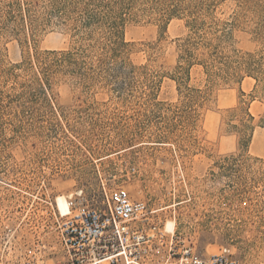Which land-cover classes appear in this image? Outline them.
Listing matches in <instances>:
<instances>
[{"label":"rangeland","instance_id":"1","mask_svg":"<svg viewBox=\"0 0 264 264\" xmlns=\"http://www.w3.org/2000/svg\"><path fill=\"white\" fill-rule=\"evenodd\" d=\"M247 1L240 6L239 0H216L210 8L217 22L242 15L233 37L243 50L259 43L250 30L264 4ZM164 23L135 10L124 26L125 41L133 43L130 59L160 80L158 90L124 99L109 88L60 77L48 95L51 106H39L32 127L14 134L7 126L0 133V260L14 257L7 247L21 250L37 233L46 236L49 201L55 205L57 197L79 190L100 200L104 191L121 187L175 220L181 242L199 253L228 246L241 264H264V95L251 92L250 78L206 90L193 68L188 86H199L206 96L195 110L183 106L168 75L176 62V37L186 28L183 19ZM73 44L66 28L49 23L29 44L11 39L3 51L14 63L22 50L28 57ZM240 107H248L258 124L247 150L228 131V123L236 122L232 111ZM188 112L190 123L183 119ZM159 137L165 142H144Z\"/></svg>","mask_w":264,"mask_h":264},{"label":"trees","instance_id":"2","mask_svg":"<svg viewBox=\"0 0 264 264\" xmlns=\"http://www.w3.org/2000/svg\"><path fill=\"white\" fill-rule=\"evenodd\" d=\"M216 0H0V133L10 126L14 134L32 127L39 106L47 102L52 84L67 77L87 88H109L132 97L135 91L152 94L160 80L148 75L145 64L130 59L133 43L124 39L126 20L135 12H150L165 21L184 20L186 32L176 37L177 57L168 77L175 82L178 101L196 109L205 99L202 88H190L192 69L204 77L206 90L218 85L254 81L252 93L264 95V4L258 6L251 34L258 45L250 50L234 46L233 32L241 23V14L217 22L211 16ZM240 6L247 0H239ZM264 2V0H263ZM54 23L68 30L73 45L58 50L28 53L22 50L20 62L6 60L5 44L17 40L29 44L41 25ZM183 88L188 91L183 94ZM243 95L244 92L241 90ZM155 96V97H154ZM153 98L156 94L153 93ZM160 103V102H159ZM191 112L183 119L190 123ZM228 131L238 136L239 147L247 150L258 124L248 107L232 111ZM163 143L161 137L144 141Z\"/></svg>","mask_w":264,"mask_h":264},{"label":"built area","instance_id":"3","mask_svg":"<svg viewBox=\"0 0 264 264\" xmlns=\"http://www.w3.org/2000/svg\"><path fill=\"white\" fill-rule=\"evenodd\" d=\"M66 200L65 214L49 201L46 236L37 233L21 250L7 247L14 257L0 264H241L231 247L204 255L182 243L175 225L166 227L171 219L124 188L100 200L74 191Z\"/></svg>","mask_w":264,"mask_h":264},{"label":"bare ground","instance_id":"4","mask_svg":"<svg viewBox=\"0 0 264 264\" xmlns=\"http://www.w3.org/2000/svg\"><path fill=\"white\" fill-rule=\"evenodd\" d=\"M56 203H57V207L59 209V211L62 213V214H65L67 212V200H66V197L64 196H59L57 197L56 199ZM173 225H175L174 222H172L171 220H168L167 221V224H166V227L168 230H171L173 228Z\"/></svg>","mask_w":264,"mask_h":264}]
</instances>
